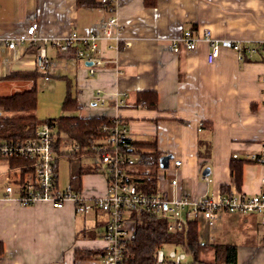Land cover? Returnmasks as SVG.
Wrapping results in <instances>:
<instances>
[{"label": "crops", "instance_id": "1", "mask_svg": "<svg viewBox=\"0 0 264 264\" xmlns=\"http://www.w3.org/2000/svg\"><path fill=\"white\" fill-rule=\"evenodd\" d=\"M114 7L111 12L100 0L93 6L79 0H0V98L30 90L33 81L7 77L38 72L37 57L45 53L52 69L48 80L38 72L37 88L41 81L55 80L49 89L62 104L70 91L81 105L78 117L119 121L129 129L132 142H154L162 156H172L169 168L159 166L158 194L170 200L197 199L238 189L231 171L233 158L248 161L240 191L257 193L263 168L250 157L264 143V0H115ZM111 17L118 19L120 39L97 42L92 55L103 64L94 75L86 59L61 52L54 44L73 33L102 35ZM32 23L40 26L39 43L9 49L7 40L25 35ZM187 30L200 34L209 30L215 39L238 42L241 53L222 50L210 64L207 42L194 52L183 46L174 52V40ZM98 91L103 103L98 102ZM145 92L157 94L156 108L136 105L138 94ZM5 113L0 109V116ZM53 130L56 142L61 143L59 164L69 138L54 126ZM81 158L95 159L96 155L76 157ZM206 169L209 174L204 175ZM141 171L135 166L131 169L133 174ZM57 174L59 180V167ZM90 175L83 176L79 192L88 197L105 193L107 172L101 187L95 180L85 188L84 178ZM77 216L85 217L84 240L78 243L75 237L80 233L73 222ZM106 222L105 214L80 215L71 204L60 211L43 204L21 207L6 200L0 189V240L4 244L0 264H96L100 255L92 261H78L75 251H103ZM128 225L134 234L135 224L129 218ZM233 235L240 237V244ZM199 239L204 244L236 247L232 264H264V225L256 215L222 212L213 229L199 222Z\"/></svg>", "mask_w": 264, "mask_h": 264}, {"label": "built area", "instance_id": "2", "mask_svg": "<svg viewBox=\"0 0 264 264\" xmlns=\"http://www.w3.org/2000/svg\"><path fill=\"white\" fill-rule=\"evenodd\" d=\"M108 10H115V0H101ZM119 22L117 17H111L105 22L103 34L93 33L80 36L73 33L63 40H55L54 44L61 52H66L75 44L76 56L86 59L90 66V74L94 75L96 68L103 61L94 57L98 41H119ZM39 24L32 23L25 35L7 40V46L13 50L25 44L37 45L41 40ZM207 42L210 51L207 60L215 63L222 50H232L241 53L240 43L231 40H218L212 37L209 30L200 34L192 30L185 31L173 42L174 52H180L181 46L188 52L198 49L201 42ZM249 50V49H248ZM89 52L92 56H88ZM242 58V57H241ZM37 71L49 79L52 69L51 62L45 53H40L36 60ZM101 92L98 91V102L103 103ZM124 101H120L122 104ZM53 124L49 120L40 121L33 138L9 142L0 140V160L8 162L11 172L3 192L6 200L17 202L21 207L48 205L54 210H63L71 204L80 215L103 213L107 216L105 227L106 246L102 254L94 260L96 264H126V252L133 231L128 225V215L131 212H151L169 218L168 230L177 232L183 230L188 221L204 222L213 229L222 212L238 215H256L264 225V143L260 151L250 157L251 162L261 166L263 172L259 179V191L248 194L238 189L227 193L207 195L197 199L187 196L170 200L161 194L147 195L142 193L134 181L131 169L135 160L125 151L131 148L132 139L129 129L120 123L110 129L109 136L91 148L96 153L97 164L107 172V188L105 193L88 197L75 190L72 185L61 188L57 174V151L55 142L57 136L53 132ZM79 145L74 146V153L80 152ZM16 162L15 165L12 162ZM98 165H95L99 167ZM176 165H181L177 161ZM173 185L177 181L172 182ZM161 248L157 252L156 264H181L187 256L183 252L170 249L168 252Z\"/></svg>", "mask_w": 264, "mask_h": 264}, {"label": "trees", "instance_id": "3", "mask_svg": "<svg viewBox=\"0 0 264 264\" xmlns=\"http://www.w3.org/2000/svg\"><path fill=\"white\" fill-rule=\"evenodd\" d=\"M80 2L90 6L97 4V0H85V2L79 0ZM68 52L76 54V49L72 47L65 53ZM39 77L38 72H17L7 77V80L33 81L35 85L28 91L0 98V109L8 113L7 116H0V140L19 142L35 136L37 125L40 122L35 116L39 93L36 82ZM136 105L156 108L157 94L154 92L139 93ZM80 106L69 91L62 104L63 111L77 112ZM49 121L53 123L59 133L66 134L69 141L80 146V152L72 153L71 156L74 158L81 155H96L91 148L106 139L110 129L115 125L114 120L104 117L81 118L64 115ZM60 145V141H57L56 151L59 150ZM125 152L135 160V167L142 170L133 174L139 190L147 195L158 194V169L162 154L157 150V144L154 142H132L131 148ZM247 162L236 158L231 160L233 179L239 190L242 187L243 167ZM12 164L15 165L16 162L14 161ZM98 168L97 166L90 169L80 168L72 172L71 184L75 190H81L84 175L96 174ZM226 190L227 188L223 187V191L226 192ZM128 218L134 222L135 230L127 246L126 264H156L157 252L161 248H170L185 253L187 259L181 264H232L236 261V247L200 242L199 222L196 220L188 221L181 231L171 232L168 230L169 218L163 215L147 211H134L128 215ZM102 252L100 250L77 249L75 259L78 261L93 260ZM210 252L213 253V258L211 260L204 259L203 256ZM3 255L4 244L0 240V258Z\"/></svg>", "mask_w": 264, "mask_h": 264}, {"label": "rangeland", "instance_id": "4", "mask_svg": "<svg viewBox=\"0 0 264 264\" xmlns=\"http://www.w3.org/2000/svg\"><path fill=\"white\" fill-rule=\"evenodd\" d=\"M52 83H57L55 80L45 83L44 81H41L39 83L38 87V108L35 112V115L39 121H45L47 119H54L58 118L62 115H71V116H78V112H64L62 111V101H59V97L55 96V92H51L52 89H49L50 85ZM8 113H5L3 116H7ZM63 154L60 157L59 160V184L61 188H66L70 182V173L72 170L80 169L81 167L86 165H98L97 159H87V158H81V161L76 158H72V153H74V144L71 141H67L66 144L63 147ZM99 170L98 173L92 174L90 176H86L84 178V187L89 188L91 187V183H94L95 180L97 181V184L99 186H102L103 181L105 180V170L104 167L101 168V165L99 164ZM11 172V169L9 168L8 162L5 160H0V189L3 191L5 185L8 182V177ZM94 187V186H93ZM95 190L99 191L98 185L95 186ZM84 216H77L75 220H73L75 224L76 233H80L76 235L75 240L78 243L79 241L84 240L83 237V223H84ZM88 222L92 221V217H87ZM82 232V233H81ZM238 244H240L238 241L240 240L239 236L233 235L231 236ZM201 238L203 241H208L207 237L205 235H201ZM222 238V236H221ZM170 248H165L164 251L168 252ZM212 252L208 253L207 255H204L203 258L206 260H210L212 258ZM94 260V259H93ZM92 261V260H87Z\"/></svg>", "mask_w": 264, "mask_h": 264}, {"label": "water", "instance_id": "5", "mask_svg": "<svg viewBox=\"0 0 264 264\" xmlns=\"http://www.w3.org/2000/svg\"><path fill=\"white\" fill-rule=\"evenodd\" d=\"M172 159V156L171 155H166V156H162L160 158V168L161 169H167L169 168V162L170 160ZM209 174V169H206V171L204 172V175H207Z\"/></svg>", "mask_w": 264, "mask_h": 264}]
</instances>
